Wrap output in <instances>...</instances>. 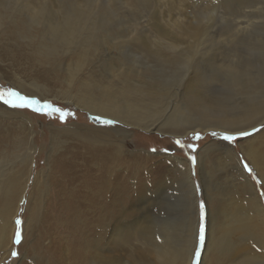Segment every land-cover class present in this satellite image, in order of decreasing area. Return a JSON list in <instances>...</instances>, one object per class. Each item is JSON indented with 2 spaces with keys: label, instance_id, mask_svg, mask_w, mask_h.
<instances>
[{
  "label": "bare ground",
  "instance_id": "6f19581e",
  "mask_svg": "<svg viewBox=\"0 0 264 264\" xmlns=\"http://www.w3.org/2000/svg\"><path fill=\"white\" fill-rule=\"evenodd\" d=\"M3 1L6 2V7L3 6V8H9L6 10L9 13L3 17L2 12L6 11L2 9V0H0V35L10 29L15 40H19L28 48L26 52L21 50L22 52L17 53L18 57L27 61H35L38 66L47 67V70L43 71L47 77L52 72L62 73V82L67 85L65 90L52 92L47 86L39 84L33 78L27 80L29 82L26 83L19 75L14 74L16 79L12 82V86L23 91L27 96H38L42 100L54 99L65 106H72L76 110L119 123V126L112 131L105 130V128L104 130L92 128L84 131L72 125L55 130L52 136L63 138L64 136L84 138L87 134L92 141L106 143L109 149H95L96 147L86 149L88 153L86 151L83 153L80 164L70 160L68 162L63 156L54 161L53 156L50 153L47 154L48 158L45 162L48 172L36 173L32 182L34 189L40 185L37 191L43 184L44 191L38 195L40 200L31 197L32 201H29V194L26 196V206L33 204L36 208V212L31 214V219L37 221L43 208L45 216L46 206L47 216L58 213L56 211L59 205L55 201L44 204L46 202L44 198L51 189L50 177H53L56 185L66 188L67 191L66 203L63 205L61 204L63 202L60 203L61 213L70 214L71 212L79 221L78 223L74 219V223L80 230L83 250L78 264H191L198 235L197 202L193 200L189 214H185L186 210H184L183 224L178 235L174 234L175 228L163 223L161 226L164 232L162 241L158 238L161 235H157L158 242L154 240L155 237L150 234V229L155 225L154 213L158 212V208L163 204L162 201L165 202L169 196L166 187H169L170 183L173 184L174 179L171 181L167 176H162L158 181L157 178L152 179V176H158L159 173L151 168L148 171L147 159L134 155L133 151H125L130 147L129 144L132 145V142L126 141L131 136L129 129L136 128L146 133L149 131L162 132L183 138L190 133L210 130L238 134L264 123V35L253 39L248 37L247 41L252 42H247L241 33L240 38L236 36L235 31L238 28L233 32L238 38L229 37L231 34L227 33L228 37L225 36L224 45L228 46V53H224L222 57L230 61H227V66H225L221 62L222 59L215 69H217L216 73L222 69H232L230 73L232 79L224 76L227 80H222V77L219 80L217 77L221 76V73L213 75L209 71L205 75L201 72L200 66L204 63L202 64L203 58L198 56L208 44L209 37H213V49L217 44V39L210 36L209 27H206L203 21L193 23L192 20L191 22L190 19L182 17L181 11L174 15L177 17L164 22L162 19H156V22L152 24L147 20L146 26L143 23L134 22L133 27L132 25L128 27L130 21L122 23L117 21L120 8L109 7L108 4L99 7L96 0ZM123 1V7L130 4L129 0ZM184 1L187 0H155L158 4L169 3L171 7L176 5L178 8ZM140 2L147 3V0H140ZM229 4L232 2L230 1ZM14 10H17L18 16H13ZM23 11L25 13H22ZM167 13L169 11L165 14ZM234 18L232 17L233 20ZM237 22L236 25L239 24ZM113 24L115 28L124 24L121 30L123 34L114 31L115 28L111 27ZM229 26L232 29L235 24ZM152 27L154 29L152 36L155 38L153 41L147 35ZM259 31L263 32L264 27L259 28ZM228 32L231 33V31ZM119 39L121 40L118 44ZM120 48H125L126 53L128 52V60L125 59L127 63L112 61L115 57L113 51H118ZM153 48L157 51H151ZM181 48L185 49V53L175 56ZM165 53L168 54L164 55ZM176 61H179L176 66L181 63V68L194 70L192 73L189 72L190 77L185 73L168 75L163 72ZM150 65H152L151 69L159 67L162 73L148 75L147 69ZM102 69L106 73H103ZM162 74L166 75V79ZM33 75L38 78L37 72ZM158 75L160 79H157ZM177 75L182 79L188 78L185 79L188 81L183 86L181 96L177 92V89L181 87V81L175 79ZM215 75L216 78H214ZM153 81L160 83L155 84ZM207 81L215 82L212 83V91L218 92L216 94L219 95L210 93V90L205 87ZM234 84L237 87L232 89ZM73 88L75 90L72 91ZM223 88L228 92L224 96L221 91ZM172 98L173 102H171ZM12 111L2 109L0 116L3 119L7 116L21 118L22 124L19 128L22 130L24 141L18 139L19 142L15 143L17 144L16 151L11 152L7 148L8 145L0 144V264L12 251L15 218L29 184L33 172L34 155L37 153L33 123L23 114ZM7 135L8 133H5V136ZM260 135H264V131ZM260 135H256L258 139L249 140L245 146L240 147L264 186V140L260 142ZM253 140L260 142L257 147L254 146ZM208 149L210 150L205 147L200 150L197 161L208 206L206 246L201 264H264V211L257 192L237 161L234 152L224 153L226 159L233 160L229 161L233 165L227 166L228 164L225 163L220 171L217 169L219 173L215 176L212 174L213 171H207L205 162ZM165 158L174 162L173 164L170 162L172 170L169 172L171 174L173 172L177 181H181L178 177L183 175L184 183H180L186 185L187 193L195 198V184L189 167L187 168L184 163L185 160L173 156H165ZM175 165L176 167H173ZM80 169L83 172L82 179L85 186L81 181L79 185H75L78 176L75 173ZM139 170H142L147 177L150 176V179L145 178L143 182L139 179V183L147 181L153 184V189L143 190L142 186L146 182L141 184L142 188L138 185L135 189L130 188L131 190L123 184H117L115 188L121 193L122 199L117 200L112 196L107 199L108 187H111V191L114 188L110 182H115L122 177L125 181L132 182L133 186L135 171ZM161 175L163 174L159 176ZM216 178L220 183L215 181ZM82 188H87L88 193L80 197ZM152 192H160V199L149 198ZM133 194L139 196L136 203L130 197ZM182 197L176 194L175 199L179 200V204H182ZM150 199H153L150 206L157 208V211L151 212V220L148 222L140 217L133 221L131 219L132 209L134 210L138 207L136 204L140 203L136 210H145ZM214 201L215 205L212 204ZM115 204H118L117 208ZM173 206L174 204H168L163 206L162 210L169 215L168 211ZM176 206L178 204H175ZM105 208H108L110 212H106ZM88 213L90 222L86 223Z\"/></svg>",
  "mask_w": 264,
  "mask_h": 264
},
{
  "label": "rangeland",
  "instance_id": "374dc122",
  "mask_svg": "<svg viewBox=\"0 0 264 264\" xmlns=\"http://www.w3.org/2000/svg\"><path fill=\"white\" fill-rule=\"evenodd\" d=\"M96 1H97L96 4L99 5V7L103 6L105 4H108L109 7L112 6V7L120 8V10L118 11L117 21H120V23L127 21V20L130 21V24L128 25V27L131 25L133 27L135 24L134 22L143 23L145 26L148 23V21H149V23L151 22L152 24L155 23L156 19H162L164 22L165 20H169L171 18L177 17L174 15H176V13L178 11L182 12V17H184L186 19H190V21L192 20L193 23L200 22V20L203 21V23L206 24V27L207 26L209 27V33H211L210 36H214V39H217V44H215L214 49H213V46H212L213 45V39H212L213 37H209L208 38L209 40L207 39L208 44H206L205 49H203L204 52L201 51V54L202 53L203 54L201 55V54H199L200 52H198V54H199L198 56L200 58H203L202 64L204 63V65L200 66V70L205 75H207L209 73V71H211V73H213V75H214V73L217 75H220V73H221L222 75L219 77H217L216 75L214 76V78L217 77V79H219V80L221 77L223 78V79L221 78L222 80H227L226 78L230 79V77L232 79V75L230 74L232 69H229V70H225V69L223 70L222 69V71L219 70L218 71L219 74L216 73L217 69H215V67L223 59L222 55L224 53L225 54L228 53V50H227L228 46L224 45V40L226 39V37H228L226 34L227 33L231 34V35H229V37H235V35H236L235 33H237L236 36H239V38H240V33H241V36L246 38L245 39L246 41H247L248 37H251V39H253L255 37H260V36L264 35V31L263 32L259 31V28L264 27V26H260V24L261 25L264 24V2L263 1L261 2V0H244V1H242V0H222V1L221 0H213V2H210V0H209L210 3L208 2V0H187V1H184L183 4H181V6H179L182 10L180 8L176 7V5L171 7V5L169 3L158 4L157 2H155V0H147V3L140 2V0H129L131 5L128 3L129 5L125 6L126 9H122V8H125L122 5V3L124 4L123 0H96ZM199 1H200V3H199ZM230 1L232 2V4H229ZM133 3H134V5H133ZM215 3H217V4H215ZM213 5H215V6H213ZM3 6L6 7V2H4L2 0V9L4 11L9 9V8H3ZM168 11L170 14L167 13V15H166L165 13ZM2 13H3V17H6V15L9 13V11H6L5 13L2 12ZM22 13H25V12L23 11ZM17 14H18L17 10H14L13 16H18ZM230 16H232L233 18L235 17L234 18L235 21ZM212 17H213V19H212ZM217 17H219V18H217ZM230 18L235 23L231 20L229 21ZM228 22H229V25L232 26L235 24V26H237V27L233 26L231 29L230 26L228 25ZM230 22H232L234 24H232ZM236 22L241 24V25H239V24L236 25ZM245 23L247 26L245 25ZM248 24L251 25L250 26L251 28L249 27ZM120 26L115 28V25L113 24L111 27L113 29L115 28L114 31H116L118 34H121V33L123 34V32L121 30H123L124 24H121ZM228 26H229L230 30L228 29ZM125 27H127V26H125ZM236 28H238V30L240 29L239 31H241V32H239ZM235 29L237 31H235ZM153 30L154 29L152 27L151 31L149 30L150 32L147 34L148 38H150V40L152 38L151 41H153L155 39L152 36V35H154ZM227 30L231 31V33L228 32ZM234 31H235V33H233ZM135 33H138V31L137 32L135 31ZM218 33H220V34H218ZM216 36H220V37L216 38ZM235 38H238V37H235ZM201 39H203V38H201ZM120 40L121 39H119L118 44H119ZM197 40H199V38H197ZM210 41L212 44L210 43ZM249 42H252V41L250 40ZM209 43H210V45H209ZM150 44L153 45L151 42H150ZM121 45L122 44H120V46ZM211 46H212V49H211ZM210 49H211V51H210ZM21 50L26 52L28 50V48L23 43H21L19 40H15V38L12 36V33L10 32V29L6 30V33H4L3 35H0V89H2V90L11 89L15 92H18L22 96H25V97H28L29 99H33V100L38 101V103L36 105H34L33 107H25V108H12V107H9L8 105H5L2 101H0V113L2 112V109H6V110H10V111L13 110L12 111L13 113H15L17 111L19 114H23L24 116L28 117L31 120V123H33L32 124L33 130L35 132L34 133L35 146L37 147L36 148L37 153L34 155L35 160H34V165H33V169H32L33 172H32L29 184L27 185V188L24 192V196L22 197V200L20 202L17 217L15 218V232H14V235L12 238V243H11L12 251L10 252L9 256L1 264H71V263L72 264H78V261L81 260V254H82L83 250H82V244H81L80 230L77 227V225L74 223V219L78 223H79V221H78L75 214L72 215L71 212H69L70 214L65 213V212L61 213V211H60V203L63 202V203H61L62 205L66 203L65 202L66 197H67L66 188L60 187L59 185H56V182L53 179V177H50V179L52 181V184L50 185L51 189H49V191L47 192L48 195L46 194L47 196L44 198V200L46 201V202H44V204L46 205V203H49L51 201H55L56 204L59 205L58 210L56 211L58 213H54L53 215L47 216V206H46L45 207V209H46L45 216H44V208H43V210L41 211V215H40V217H38L39 219H37V221H36V219H35V221L33 219H31V214L36 212V208H35V205H33V204H32L33 206L32 205L26 206V199H27L26 196H27V194H29V201H32V198L39 199L38 195L42 191H44L43 190L44 189L43 184L41 186V189H39L37 191V189L39 188L40 185L34 189V187L32 186V182H33V179H34V176L36 175V173H39L42 171L48 172V168H47L45 161L47 160L49 153H50V155L53 156L52 159L54 161H57L58 159H60V157L63 156L64 160H66L68 162H69V160L73 161V162L76 161L78 164H80V160H82L83 156H84L83 153L85 151H86V153H88L86 149H91V148H95V147H96L95 149H101V150L102 149L103 150L109 149L108 145L106 143H98V142L92 141V139H90L87 136V134L84 135V138L81 136H78V137L64 136V138H63V137H59V136H52L53 133L55 134V130L65 128V127L72 125L76 128H81L84 131H87V130L92 129V128L94 130H100V129L104 130V128H105V130L109 129V131H112V130H115V128L117 126H119L118 125L119 123L114 122V121H112V123H110V124L104 123V121H110V120L101 118L99 116L91 115L90 113H87V112L82 111V110H80V111L76 110L72 106L71 107L65 106L61 102L54 100V99L42 100L38 96H33V97L27 96L23 93V91H19L16 87L12 86V82H14V79H16V77L13 76L15 74V75H19L21 77V79L23 81H25L26 83L29 82L27 80H30L31 78H33V79L37 80V82L39 84L47 86V88H49L52 92L65 90L67 87L66 83L62 82V76H63L62 73L59 74V72L56 71V72L50 73L48 75L49 77L45 76V74H43V71L47 67L38 66L37 62L35 63V61L34 62L29 61V60L27 61L26 59L18 57L17 53L22 52ZM151 51L156 52L157 49L153 48V49H151ZM176 52H178V51H176ZM219 52H221V53H219ZM113 53H114L115 57L112 61L115 60L118 63H123V61H124L125 63H127L126 60H128V56H127L128 52L126 53L125 48H120V49H118V51L114 50ZM184 53H185V49L181 48V49H179V53L175 54V56L182 55ZM213 53H215V54L213 55ZM99 54L103 55V53H99ZM166 54H168V53H165L164 55H166ZM123 55L126 56L127 58L124 57ZM225 59H223V61H221V62H223V65L227 66L226 62L230 61V60H225ZM213 61H215V62H213ZM177 62L179 63V61H176L173 64H170V67H167L163 72L168 74V75L185 73L187 76L190 77L189 72L192 73V71H194V70H192L191 68H186V67L181 68L180 67L181 63L178 66H176V64H178ZM236 63L238 64L237 60H236ZM151 67H152V65L148 66V69H147L148 75L149 74L162 73V71L159 69V67H158V69H155V68L151 69ZM258 67H260L259 64H258ZM27 70H28V73H27ZM36 72H37L38 78H36L33 75ZM102 72L106 73L104 69H102ZM253 73L256 74L257 71H253ZM162 76L166 79V75L162 74ZM157 79H160L159 75L157 76ZM175 79H176V81H181V87H179L177 89V92L181 96L182 91L184 90L183 86H184V84H187V81H188L185 79H188V78L182 79L180 76L177 75V77H175ZM48 81H49V83H48ZM153 83L159 84L160 82L159 81H153ZM212 83H215V82L207 81L205 83V87L208 90H210V93H213L215 95H219V94H216L218 92L214 93V91H212L213 90V84ZM216 85H214V86L216 87ZM218 85H222V84L218 83ZM234 85H232V89L237 87L236 85L235 86ZM202 88H203V85H202ZM73 90H75V88H73L72 91ZM221 91L223 93V96L228 93L225 88L221 89ZM9 99L15 100L16 98L15 97H9ZM173 101H174V99L172 98L171 102H173ZM44 105H50V107H45ZM34 108H38L40 110L36 111V110H34ZM55 109H60L61 111H55ZM62 116H63V121L61 120ZM20 124H22L20 117L15 118V117L7 116L6 118L3 119L2 116H0V138H1L0 144L5 143L4 145H6V146L8 145L7 148L9 149L10 152L13 150L16 151L15 146L17 144H15V143H17L19 141H24L22 130H21V128H19ZM129 130L131 132V136L126 141L128 143L132 142V145L129 144L130 147L126 148L125 151H127V152L133 151L134 155L143 157L144 159H147V163L150 164V165H148V164L146 165V167H148V171H150L149 169L151 168L152 170L154 169L153 170L154 172L159 173L158 176L157 175L152 176V179L157 178V181H158L162 176H165V177L167 176L171 181L174 179V183L176 184V185H174V183L173 184L170 183L171 187H170V185H168L169 187H166L168 189V190H166V192H169V196H167V199L165 198L166 199L165 202L162 201L163 204L160 208H158V212L154 213L156 216L154 219L155 225L152 227V229H150V234L153 237H155L154 240H156L158 242L157 237L161 235L158 238H159V240L162 241V237L164 236V232L162 231L161 226L163 223L167 224L168 226H170L173 229L175 228L174 234L178 235L179 229L183 224V217L182 216H183L184 210H186L185 214H187V213L189 214L190 210L192 208L191 203H194L193 200L194 201L196 200V202H197L196 209L198 211V216H199L197 234L199 233V227H200V224L202 222L203 228H204V239H203V242H201L199 244L200 254L198 257L195 255V248L197 246V240H196V245H195V248L193 249L191 264H201L202 259L204 258V251H205V246H206V235H207V228H208V221H207L208 220V206H207V201H206L207 198L205 195V191L203 189V184L201 182V178H200V174H199V166H198V162H197L198 161V153L200 152L201 149H203L205 147L210 148V150L208 149L207 160L205 162V166H207L206 167L207 171H209V172L213 171L214 172V173L212 172V174L214 176L218 175L219 172L217 171V169L220 171V169L222 168V165H224L225 163L228 164L227 166H230V164L233 165L232 162H229V161H233V160L226 159L224 153H226L227 151L234 152V155L237 158V161H239V163L241 164L246 175L248 176L251 183L253 184V186L257 192V195L259 197V200L261 201V205H262V208L264 211V186H263L260 178L257 176V173L255 172L252 164L246 158V156L244 155V153L242 152L241 147H240L241 145L245 146V144L249 140L258 139L257 138L258 136H256V135H260V133H262V131H264V123H262L261 125H259L256 128L254 127L251 130L246 131L247 133H249L246 136H240L239 133L238 134H230L227 132L210 130V131H206V132L190 133L187 137L181 138L179 136L173 137V135H168L167 133H162V132L149 131L146 133L143 130L136 129V128H134V129L130 128ZM5 133H8V135L5 136ZM213 133H215L216 135H212ZM224 135L233 136L234 139L231 141L224 140L223 139ZM18 139H19V141H18ZM81 139H82V141H81ZM259 140H260V142L262 140H264V135H260ZM177 141L179 143H177ZM63 142H64V144H63ZM260 142H258L257 140H253L255 147H257L258 143H260ZM93 143H95V144H93ZM165 156H167V157L173 156V157L178 158L180 160H185L184 163H186L187 168L189 167L191 176L193 178L192 180L195 184V189H196L195 198H192L193 196H191L190 193H187L188 188L186 187V185L180 183V182L184 183L183 175L181 177L180 176L178 177V179H180L181 181H177V178H174L175 175L173 174V172H172V174L169 172L172 170L171 169L172 166H170V162L172 164L174 162L169 161L167 158H165ZM244 164H247L248 167L251 169V171L245 170ZM50 165H51V162H50ZM173 167H176V165ZM215 167H216V169H215ZM81 171L82 170L80 169L79 172L75 173V174H78V176L76 177L77 179L75 180L76 186L79 185L78 184L79 181L83 182V184H84V180L82 179L83 172H81ZM169 173H170V175H169ZM160 174H163V175L159 176ZM69 176L71 177L70 174H69ZM69 176L67 175V178ZM91 177H92V175L90 176V180H91ZM145 178L150 179V176L147 177L146 174L144 175L142 173V170H139L138 172L135 171L133 186H132V182L127 181V180L125 181V179L122 177H120L115 182H110L114 186V188L111 191V187L110 186L108 187V189L106 191L107 199H109L111 196L117 200H119L121 198V193L118 192V189H116L117 184L118 185L123 184L124 187L129 188V190H131L133 188L135 189V187H137L138 185L140 186V188L143 187L142 188L143 190L146 188L153 189L154 188L153 184L151 185V183H149L147 181H145L146 183L144 182L145 184L139 183L140 182L139 179L143 182L145 180ZM215 181L217 183H220L219 180H217V178L215 179ZM41 183H42V181H41ZM141 184L142 185L144 184V185L142 186ZM146 184L147 185L149 184V185L147 186ZM84 186H85V184H84ZM115 186H116V188H115ZM68 187L70 188L71 186L69 185ZM175 190L178 193L175 192ZM80 191H81L80 197L86 196L88 193L87 188H84V189L82 188ZM82 192H84V193H82ZM34 193H35V195H34ZM36 193H37V195H36ZM175 193L180 195V196H183L182 197V204H179L180 203L179 200L175 199V197H176ZM158 194H160V195H158ZM146 195H148V194H146ZM150 196H149V198H154V199L159 200L161 193L160 192H158V193L152 192V194ZM130 197L133 200H135L134 203H136L137 202L136 200L139 196H136L133 194ZM156 197H158V198H156ZM107 202H108V200H107ZM148 202H150V203L147 206L148 209L145 207V210L147 209L146 212H145V210H141V211H140V209L136 210L139 207L140 203L136 204L138 207L134 208V210L132 209L133 215H132L131 219H133V221H135V219H138L140 217L144 218L148 222L151 220V218H152L151 212L155 211V210L157 211V208L150 206V204L153 203V199H150ZM166 202H169V203H166ZM168 204H174V206L171 207L170 210L168 211V212H170L169 215H166L165 212H163L162 208H163V206H166ZM175 204H178V206L175 207ZM201 204H203V206H204L203 207V220L202 221H201V207H200ZM212 204L215 205V201ZM109 206L110 205H108V207ZM117 206H118V204H115V208H117ZM184 208H187V209H184ZM178 210H180V211H178ZM105 211L110 212L108 208H105ZM143 211L145 213H143ZM75 213H77V212H75ZM158 213H160V214H158ZM47 219H49V220H47ZM131 219H129V220H131ZM17 221H19V224H17ZM89 222H90V215L88 213V215L86 217V223H89ZM39 224L40 225L42 224V225L40 226ZM61 225H63V227H61ZM75 230H76V232H75ZM54 231H56V232H54ZM17 232H19V234H20L19 235V242H17ZM196 237H198V235ZM60 252H63V253H60ZM13 253H16V255H13ZM51 262H53V263H51Z\"/></svg>",
  "mask_w": 264,
  "mask_h": 264
},
{
  "label": "snow or ice",
  "instance_id": "6c2138e0",
  "mask_svg": "<svg viewBox=\"0 0 264 264\" xmlns=\"http://www.w3.org/2000/svg\"><path fill=\"white\" fill-rule=\"evenodd\" d=\"M9 97H15V100H10ZM0 101H2L5 105H8L9 107L12 108H25V107H33L38 103V101L29 99L28 97L20 95L18 92H15L11 89L8 90H2L0 89ZM45 107H50V105H44ZM34 110L39 111L40 109L34 108ZM55 111H61L60 109H55ZM61 120L63 121V116L61 117ZM104 123H112V121H104ZM249 133L247 132H241L239 133L240 136H246ZM212 135H216L213 133ZM224 140L231 141L234 139L233 136L230 135H224L223 136ZM177 143H179L177 141ZM244 168L247 171H251V169L248 167L247 164H244ZM201 207V221L203 220V204L200 205ZM17 224H19V221H17ZM19 232H17V242H19ZM204 239V228H203V223L201 222L200 227H199V233L197 237V246L195 248V255L198 257L200 254V247L199 244L203 242ZM13 255H16V253H13Z\"/></svg>",
  "mask_w": 264,
  "mask_h": 264
}]
</instances>
